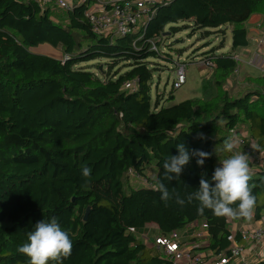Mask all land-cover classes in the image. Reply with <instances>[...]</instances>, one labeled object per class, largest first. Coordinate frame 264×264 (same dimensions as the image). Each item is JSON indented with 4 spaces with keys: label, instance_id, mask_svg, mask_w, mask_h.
Returning a JSON list of instances; mask_svg holds the SVG:
<instances>
[{
    "label": "trees",
    "instance_id": "trees-1",
    "mask_svg": "<svg viewBox=\"0 0 264 264\" xmlns=\"http://www.w3.org/2000/svg\"><path fill=\"white\" fill-rule=\"evenodd\" d=\"M89 4L65 11L36 0H0V264H28L17 247L37 222L52 217L74 245L63 264H172L147 241L174 231L184 236L189 224L202 221L207 244L192 251L229 254L232 236L242 241L229 223L264 217V169L250 181L257 200L251 219L198 214L199 202L188 203L187 194L198 189L201 173L210 180L219 160L231 155L222 149L234 128L264 150V74L240 76L247 89L232 92L238 49L249 45L247 21L264 17V0H169L154 7L143 33L126 36L97 34L85 15ZM186 28L223 42L231 31L232 50L214 47L199 59L213 73L211 98L163 106L152 96L155 60L171 59L160 45ZM40 44L61 49L63 57L33 52ZM133 81L136 89L125 88ZM179 143L211 155L203 167L193 157L178 180L167 181L163 163L178 154ZM85 165L92 169L87 187ZM151 166L149 186L133 185ZM158 180L185 205L173 198L165 206Z\"/></svg>",
    "mask_w": 264,
    "mask_h": 264
},
{
    "label": "clouds",
    "instance_id": "clouds-1",
    "mask_svg": "<svg viewBox=\"0 0 264 264\" xmlns=\"http://www.w3.org/2000/svg\"><path fill=\"white\" fill-rule=\"evenodd\" d=\"M197 138L204 140V133H198ZM240 140L229 136L223 140L222 151L230 153L227 158L219 160L211 176L206 178V173L200 174L199 187L194 192L187 194V202H199L198 214H203L205 209L211 210L217 218L230 220L251 219L256 207V196L250 183L252 174L250 169V156L237 151ZM177 155H170L163 163L164 179L178 180L185 166L193 157L198 166L203 167L205 160L210 158V153L200 149H189L184 143L176 145ZM253 150H260L258 145H251ZM92 169L82 166L81 175L85 179L84 187L90 182ZM156 190L165 206L170 200L175 199L176 204L183 207L185 199L179 192L169 190L162 181H157ZM27 241L17 247V252L28 258V264H63L73 250V241L70 233L61 227L57 218L37 222L31 231L26 233Z\"/></svg>",
    "mask_w": 264,
    "mask_h": 264
},
{
    "label": "built area",
    "instance_id": "built-area-1",
    "mask_svg": "<svg viewBox=\"0 0 264 264\" xmlns=\"http://www.w3.org/2000/svg\"><path fill=\"white\" fill-rule=\"evenodd\" d=\"M43 7L51 6L65 11L74 10L79 4L90 2L86 17L88 18L93 30L101 35H117L126 36L129 34L140 35L146 28V23L155 13L154 7L157 4L168 2L169 0H36ZM111 8L108 9V6ZM154 49L156 46L154 44ZM243 55H237L238 62H242ZM247 63L255 68L264 71V35L258 41V44L253 54L246 57ZM244 62H246L244 60ZM202 65L205 63L201 62ZM212 66V63H209ZM240 73V67L235 70V75ZM187 83L186 64L179 62L176 65V77L173 81V89H179ZM125 88L136 89L137 81L125 83ZM238 129L232 130L233 136L240 140V144L245 146L246 151L252 156L253 160L259 167L264 169V150H253L251 145L256 142L248 141L244 137L239 136ZM134 175L133 170L130 171ZM264 220V217H262ZM195 228H193V226ZM207 229L206 221L193 222L186 227V233L189 237L198 238L207 235L199 232L203 228ZM190 230V231H189ZM241 242H237L232 236V245L229 254H220L218 256L211 253L197 251L194 253L193 249H199L200 244L189 245L183 241V233L181 231H174L169 236H155L153 238V245L162 248L165 255L170 257L172 264H252L250 259L246 256V251L250 249L251 245L262 243L264 240V227H246L241 230ZM193 240V241H196ZM148 240V239H146ZM199 246V247H198ZM264 257V252L262 253Z\"/></svg>",
    "mask_w": 264,
    "mask_h": 264
},
{
    "label": "rangeland",
    "instance_id": "rangeland-1",
    "mask_svg": "<svg viewBox=\"0 0 264 264\" xmlns=\"http://www.w3.org/2000/svg\"><path fill=\"white\" fill-rule=\"evenodd\" d=\"M255 18H253L252 22L254 23ZM182 23H179L178 26H182ZM191 28H186L178 32L174 37L172 38H165L160 45L161 50L164 53H168L165 55V57H171V59H164V58H158L155 61H158L157 63L154 64V67H157L159 71H154V78H153V86H152V96L153 100H156V98L159 96L161 99V105L163 106H171L178 104L184 100L188 99H195V98H204L209 97L212 94V91H209V88L211 86L210 83V76L207 75L208 77L204 79V75L202 70L208 71V74H210L211 69L205 67L202 65L201 62H199V59L202 56V53L205 51H209L214 47L219 46V53L221 52H230L232 50V33L231 31H228L226 36H225V42H223V37L220 35H215L211 34L208 37H202L201 32L197 31L195 34H190ZM264 35V31L260 34V36L257 39L256 45L252 51H250L249 55L251 56L258 44V41L261 39V37ZM222 42L224 43V46H221ZM167 44H171L170 46H167ZM32 51L35 53H40V54H46L51 57L60 59L63 57V52L59 48H55L49 44H40L36 47L32 48ZM248 52V51H245ZM244 51H241L243 56L241 57L243 60L246 59L249 55H246ZM238 53L237 55H242ZM177 61L180 62H185L186 64V73H187V83L184 84L181 88L179 89H173V81L176 77V63ZM98 64V61H93L89 62V65L95 66ZM246 69L249 70L250 74L253 76H259L261 75V72L264 74V71L262 70H257L252 67H246V65H241V70L240 73L243 74V72L246 71ZM205 73V72H204ZM240 73L236 75V77L232 78L234 83L236 81V88H233L232 92L236 95L238 92H242L243 90L247 89L246 85H243L242 83L240 84L237 82L239 80V77L241 76ZM238 78V79H237ZM212 80V79H211ZM241 82V81H240ZM205 84V86H204ZM170 95H173V98L170 99ZM251 142H253L251 140ZM243 149H245V146H242ZM246 151V149H245ZM246 153L250 156L251 160H253V155L251 156L247 151ZM253 162H255L253 160ZM256 163V162H255ZM257 164V163H256ZM258 165V164H257ZM260 166V165H259ZM146 175L143 179H139L134 183L136 187L138 186H149V182L147 178H151L154 176L155 171L153 166L148 168L146 170ZM253 174V173H251ZM134 181V180H133ZM249 223V222H248ZM231 225L230 228L233 227L231 230L233 232V235L235 234L234 232L239 233L241 230L245 229L246 227H264V220L261 218L260 220H252L250 222L249 226H245L240 229H235L234 225L229 223ZM196 225L193 226L195 228ZM190 231V230H189ZM199 232H202L207 235L203 237H198L197 241H193L192 237L184 236L185 239L183 241H186L187 244L192 245V244H200V241H203V245L207 244V237H208V231L205 228L200 230ZM147 244L149 246L153 245L152 240H148ZM264 242L261 243L262 247H260V252H264ZM199 247V246H198ZM202 247V244H200V249ZM200 252H203L201 250Z\"/></svg>",
    "mask_w": 264,
    "mask_h": 264
},
{
    "label": "crops",
    "instance_id": "crops-1",
    "mask_svg": "<svg viewBox=\"0 0 264 264\" xmlns=\"http://www.w3.org/2000/svg\"><path fill=\"white\" fill-rule=\"evenodd\" d=\"M253 18H255V20H254V23L252 22V20H253ZM247 29H248V40H249V45L247 46V47H243V48H239L238 49V52H237V54L238 53H240V54H242L241 53V51H248V52H245L246 53V55H249L250 53V51H252L253 49H254V47H255V45H256V42H257V39H258V37L260 36V34L264 31V17L261 15V14H255V15H252L251 16V18L247 21ZM243 55V54H242ZM245 61L246 62H244V60H242V62H241V65H246V67H252V68H254V69H257V68H255L254 66H251V65H249L248 63H247V60L245 59ZM257 70H259V69H257ZM260 71V70H259ZM202 72H203V75H204V79H205V82H206V79L208 78L207 76H206V73H207V75L208 76H210V81H211V79H212V75H213V73L212 72H210V74H208V71H206V70H202ZM205 72V73H204ZM261 72V71H260ZM251 75L250 74V72H249V70L248 69H246V71L245 72H243V74H240L241 76L242 75ZM261 74H263L262 72H261ZM212 86V85H211ZM209 91H212V94L209 96V97H204V98H207V99H209V98H211L212 96H213V94H214V89H213V87H212V89H211V87L209 88ZM246 133V131L242 128L241 130H240V133ZM243 145L242 144H239V147H238V149H237V151H243V152H245L246 153V151H245V149H243V147H242ZM230 154V153H229ZM258 168H259V166L255 163V162H253V160H251V158H250V169H251V173H255V172H257L258 171ZM251 222V221H250ZM250 222L248 223V222H245V223H239V224H233V223H231L232 225H234V228L236 229H240V228H243V227H245V226H249L250 225ZM150 227H152V228H154L155 227V225H153V224H151V225H149ZM229 227H231V225L229 224ZM231 230L233 229V227L232 228H230ZM187 234H185L184 236H186ZM188 237H189V235H188ZM184 238V237H183ZM185 239V238H184ZM262 242H264V240L262 241ZM264 245V244H263ZM260 247H262V245H261V243H257V244H253V245H251V247H250V249H248L247 251H246V256H247V258L248 259H250V260H252V262H255V261H257L258 259H263L264 257H262V253L260 252Z\"/></svg>",
    "mask_w": 264,
    "mask_h": 264
},
{
    "label": "water",
    "instance_id": "water-1",
    "mask_svg": "<svg viewBox=\"0 0 264 264\" xmlns=\"http://www.w3.org/2000/svg\"><path fill=\"white\" fill-rule=\"evenodd\" d=\"M89 210H90V209H87V211H86L85 218H84L85 221H86L87 218H88Z\"/></svg>",
    "mask_w": 264,
    "mask_h": 264
}]
</instances>
